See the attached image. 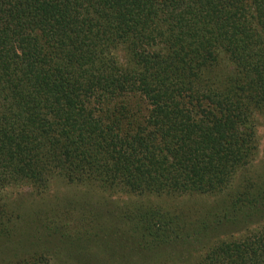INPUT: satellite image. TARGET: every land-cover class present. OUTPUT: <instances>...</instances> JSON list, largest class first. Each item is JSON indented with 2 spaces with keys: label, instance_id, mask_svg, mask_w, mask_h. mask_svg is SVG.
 <instances>
[{
  "label": "trees",
  "instance_id": "obj_1",
  "mask_svg": "<svg viewBox=\"0 0 264 264\" xmlns=\"http://www.w3.org/2000/svg\"><path fill=\"white\" fill-rule=\"evenodd\" d=\"M261 115L264 0H0V264H118L117 235L148 264H264V174L213 208L134 200L228 191ZM58 185L86 200L27 211ZM117 195L113 220L86 205Z\"/></svg>",
  "mask_w": 264,
  "mask_h": 264
},
{
  "label": "rangeland",
  "instance_id": "obj_2",
  "mask_svg": "<svg viewBox=\"0 0 264 264\" xmlns=\"http://www.w3.org/2000/svg\"><path fill=\"white\" fill-rule=\"evenodd\" d=\"M257 135H258V141H259V151H258V155L255 159V161L252 163V165L250 167H248L247 169L243 170L240 172V174L237 176V178L235 179L234 184L231 186V188L226 191L225 193L219 194V195H215V196H209V197H196L194 199H186L188 197H179V198H174L171 199L169 201H164L165 199H158V198H150V197H145V198H134L135 201L138 200L137 204L141 205V204H148V203H152V204H157L158 206H162L168 203L167 207H170V203H175L179 206L184 205L185 207H189V206H195L197 208H199V206H204V207H209V208H213L214 206L217 205H222L227 199H229V197L231 196V194L236 191L242 184L243 181H245V179H247L248 177H250L252 180L256 181V183H261L263 182V179L261 178V176H263L264 174V115H261L258 117L257 120ZM28 193V191H27ZM27 193H24L26 195L25 200L28 203V207H27V211H29L30 214L33 213V211L39 209L40 207H46L47 204H54V203H60L61 201L67 200V201H71V202H80V203H84V201L86 200L85 197H83L82 192L80 190L77 189H72L70 187H66L63 185H58L55 186L51 191L50 194H48L47 197H50L48 200H42L40 197L32 194L31 196H33L32 198H30L28 196ZM35 196V197H34ZM135 201L132 200V198L128 197V196H115V197H100V196H90L87 199V202L91 209L96 210V212H94L95 214H99L101 219L104 220V222L109 219V220H113L114 218H116V216H118L120 213H122L120 211V209L127 207L129 205H132L133 203H135ZM69 204V203H68ZM213 206V207H211ZM121 209V210H122ZM112 211V212H108ZM115 213V215L113 216L111 213ZM124 225V223L122 224ZM121 225V226H122ZM238 235H244V234H238L236 232L233 231H226L225 233H219V235H217L218 240H224V239H231V238H237ZM127 237V236H125ZM119 239V235H117L116 240L112 243V246L114 248V250L116 251V256L114 257H110L109 259H113L115 261H117L118 264L123 263V264H148L147 262L150 261L151 259L149 257L146 256V260L148 261H140V252L131 244L127 243L126 241H121L118 240ZM107 239H104L103 242L104 244L107 243ZM98 244V243H97ZM99 245V244H98ZM198 248V247H196ZM104 249V248H103ZM106 249V246H105ZM104 249V251H105ZM201 249V248H199ZM63 250V249H62ZM108 250V248H107ZM78 251V245H74V246H69L66 247L65 250L63 252H61V250H59V252L56 254L55 256V262L56 264H73L76 260H81L82 258L79 256L77 257V252ZM196 252H191V254L189 256L190 257V262H197L199 260V258L202 256L203 254V250H195ZM106 253V251H105ZM186 255V252H185ZM167 256L168 260L171 259L170 255H165ZM165 256H159V258L161 257H165ZM186 257V256H184ZM182 258L181 260L178 258L177 261H175V263L173 264H185L184 259ZM102 259V258H101ZM106 259V255L104 254L103 256V261ZM107 259V260H109ZM163 263L162 259H160L159 261L155 262L153 261V264H161ZM170 263V261H169ZM186 264H189V262Z\"/></svg>",
  "mask_w": 264,
  "mask_h": 264
}]
</instances>
